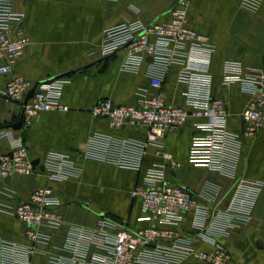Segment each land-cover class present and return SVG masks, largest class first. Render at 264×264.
Wrapping results in <instances>:
<instances>
[{
  "label": "crops",
  "instance_id": "0c3cea01",
  "mask_svg": "<svg viewBox=\"0 0 264 264\" xmlns=\"http://www.w3.org/2000/svg\"><path fill=\"white\" fill-rule=\"evenodd\" d=\"M181 1L13 0L14 9L23 14L21 27L30 44L12 72L0 74V88L16 74L23 75L32 86L37 81L59 78L63 81L61 101L69 106L67 111L41 112L23 128L24 141L33 159H42L51 151L78 157L96 134L132 140L146 137L145 126L114 127L106 117L97 118L91 113L98 100L111 98L116 104L131 103L141 89H149L152 60L148 57L137 70H128L124 67L125 50L103 57L99 50L103 32L124 20L142 19L146 23L166 20L178 4L186 10L187 23L206 35L213 50L176 58L169 65L162 87L166 102L189 107L187 99L192 85L182 82L180 76L189 64H195L210 76L211 94L226 100L229 128L242 131L241 115L252 96L238 81L222 88L223 65L239 61L246 67L264 68V0L254 9L245 6L244 0H183L182 4ZM21 111L19 102L0 95V126L17 122ZM194 132L190 120L166 137L163 150L181 164L179 168L169 164V176L193 193H198L207 181L217 183L219 194L215 204L226 207L235 180L188 162ZM10 148L9 139H0V156ZM80 163L81 175L64 182L52 181L39 168L32 175L15 173L5 183V188L23 199L39 187L52 186L60 201L57 212L63 223L58 228L44 229L51 239L44 253L36 256V264L45 262L50 254L68 256L62 247L69 227L94 226L101 214L125 222L134 230L157 222L148 217L141 199L133 197L132 192L144 185V175L150 166L168 164L158 147L147 146L140 170L92 158ZM239 176L264 182V126L246 140L237 169ZM193 218L192 211L185 214L174 229L191 240L197 250H210L211 243L201 237ZM28 230L29 225L0 209V237L29 244ZM222 241L234 264H264V188L250 221L233 228Z\"/></svg>",
  "mask_w": 264,
  "mask_h": 264
},
{
  "label": "built area",
  "instance_id": "2783aa9c",
  "mask_svg": "<svg viewBox=\"0 0 264 264\" xmlns=\"http://www.w3.org/2000/svg\"><path fill=\"white\" fill-rule=\"evenodd\" d=\"M243 2L254 9L261 0ZM22 18L23 14L14 9L13 0H0V74L11 73L30 44L21 27ZM99 50L103 57L125 50L124 67L128 70H137L151 57L149 89H141L134 102L116 104L111 98H104L91 108L94 117H106L111 126H145L146 137L132 140L96 134L88 140L85 150L79 151L78 157L69 152L51 151L40 164L49 179L59 182L80 176V162L86 158L140 170L147 146L155 145L168 164L150 166L144 175V185L132 195L141 199L148 217L157 222L134 230L125 222L101 214L94 226L69 227L62 247L68 256L50 254L45 262L37 264H234L222 239L233 228L250 221L264 188V182L237 177L246 140L264 126V68L246 67L239 61H227L223 65L222 88L238 81L252 96L241 115L243 129L236 132L228 125L226 100L211 94L210 76L195 64H189L180 76L182 82L192 85L187 99L189 107L171 105L165 100L162 87L169 65L176 58L213 50L206 35L187 23L186 10L180 4L163 21L146 23L132 19L107 27ZM62 85L63 81L56 78L38 86L34 97L24 106L25 126L41 112L69 110L61 101ZM31 87L23 75L16 74L0 88V95L23 107ZM190 120L195 132L188 162L235 180L226 207L215 204L219 194L217 183L207 181L198 193H193L169 176V164L175 168L181 164L163 150L164 141L171 131L186 126ZM2 138L9 139L11 148L0 156V209L29 225L30 243L0 237V264H36V256L44 253L51 239L44 229L58 228L63 223L57 212L60 201L52 186L39 187L25 199L5 188L13 174L32 175L40 164L34 166L20 132L10 125L0 126ZM191 211L201 237L212 245L210 250H197L191 240L174 229Z\"/></svg>",
  "mask_w": 264,
  "mask_h": 264
},
{
  "label": "water",
  "instance_id": "95a60500",
  "mask_svg": "<svg viewBox=\"0 0 264 264\" xmlns=\"http://www.w3.org/2000/svg\"><path fill=\"white\" fill-rule=\"evenodd\" d=\"M148 59H151V57H149ZM44 81H37L36 83H34V85L29 89V91L27 92L24 101H23V107H22V111L19 117V120L13 124H11L10 126L14 129V130H22L21 134H22V138L23 140H25V131L23 130V128L25 127V117H24V109H25V105L29 102V100L31 98L34 97L36 90L38 88V86L43 83ZM41 159L40 158H36L33 159V164L34 166H37L38 164H40ZM40 168L43 170V165L40 164ZM152 214V213H150Z\"/></svg>",
  "mask_w": 264,
  "mask_h": 264
}]
</instances>
